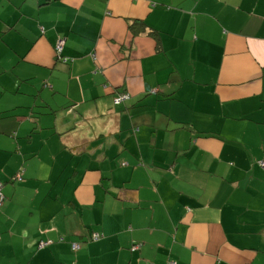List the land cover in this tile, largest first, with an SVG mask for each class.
Masks as SVG:
<instances>
[{"label": "crops", "instance_id": "0c3cea01", "mask_svg": "<svg viewBox=\"0 0 264 264\" xmlns=\"http://www.w3.org/2000/svg\"><path fill=\"white\" fill-rule=\"evenodd\" d=\"M0 97V264H264V0H0Z\"/></svg>", "mask_w": 264, "mask_h": 264}, {"label": "built area", "instance_id": "2783aa9c", "mask_svg": "<svg viewBox=\"0 0 264 264\" xmlns=\"http://www.w3.org/2000/svg\"><path fill=\"white\" fill-rule=\"evenodd\" d=\"M63 44H64V40H61L58 42L56 48H57V52H58V55L61 54L62 52V49H63ZM127 97V96H125ZM125 97H122L119 99V101H123L125 99ZM14 181H22L23 180V173H17L14 178H13ZM3 188H4V183L2 181H0V210L3 208L4 204H5V201H6V196L3 192ZM99 237L98 234L95 235V239H97ZM47 243H42V245H45ZM73 248L75 250H78L80 248V244L79 243H76L73 245ZM135 248H139L138 247H135ZM168 264H177L175 261H170Z\"/></svg>", "mask_w": 264, "mask_h": 264}, {"label": "trees", "instance_id": "16d2710c", "mask_svg": "<svg viewBox=\"0 0 264 264\" xmlns=\"http://www.w3.org/2000/svg\"><path fill=\"white\" fill-rule=\"evenodd\" d=\"M136 25L144 26V24H142L141 22H139L137 20L133 21V24L131 25V29L133 32H138L136 29ZM20 173H23V171L22 172L20 171ZM12 181H14V180H12Z\"/></svg>", "mask_w": 264, "mask_h": 264}, {"label": "rangeland", "instance_id": "374dc122", "mask_svg": "<svg viewBox=\"0 0 264 264\" xmlns=\"http://www.w3.org/2000/svg\"><path fill=\"white\" fill-rule=\"evenodd\" d=\"M3 102V100L1 99V97H0V104Z\"/></svg>", "mask_w": 264, "mask_h": 264}]
</instances>
